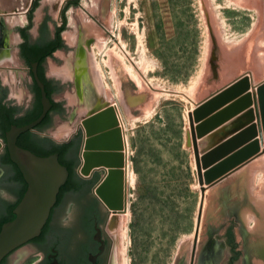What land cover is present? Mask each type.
Returning <instances> with one entry per match:
<instances>
[{
	"label": "rangeland",
	"instance_id": "374dc122",
	"mask_svg": "<svg viewBox=\"0 0 264 264\" xmlns=\"http://www.w3.org/2000/svg\"><path fill=\"white\" fill-rule=\"evenodd\" d=\"M36 1L33 36L43 23H63L68 0H0L9 31L0 80L20 103L31 76L15 29L31 23ZM29 3L24 23L8 19ZM65 15L66 30L71 17L82 24L101 79L78 92L83 100L74 86L56 97L75 117L57 119L50 134L63 139L81 123L87 142L106 113L108 160L95 139L80 171L108 167L98 193L110 207L116 264H190L203 187L197 255L230 223L242 264L264 254V194L257 192L264 190V160L251 167L264 148L256 122L260 111L264 129V0H80ZM75 45L73 55L58 51L49 59L48 75L54 68L56 77L73 80Z\"/></svg>",
	"mask_w": 264,
	"mask_h": 264
},
{
	"label": "flooded vegetation",
	"instance_id": "af4514ba",
	"mask_svg": "<svg viewBox=\"0 0 264 264\" xmlns=\"http://www.w3.org/2000/svg\"><path fill=\"white\" fill-rule=\"evenodd\" d=\"M79 1L68 0L65 3V7L62 10L63 23L61 25L56 23L51 28L47 24L45 30L41 25L37 29V35L35 36L30 33L32 24L27 29V46L31 51H37L38 54L53 51L45 62L33 61L29 65L26 63L21 47L25 39L22 33L19 32L20 29L26 27L18 29V35L22 40L19 44V56L28 66L31 76L30 94H26L22 103L12 96L11 88L0 80V231L5 223L16 218L15 209L28 189V183L20 169L11 160L6 146V134L13 125H17L16 121L19 118L34 115L33 113L38 110V107H42L41 93L35 90L38 85L32 72V63H38V77L44 83L45 88L47 87V95L53 105L39 126L18 138V145L20 146L21 142H27L34 149L43 150V153L50 152L55 147L60 146V151L54 152L59 155V160L77 158L78 164L79 158L84 161L82 158L83 152L86 150L83 147L85 136L81 126H75V129L63 139L52 136L50 131L56 126L57 119L75 117L70 112L68 107L71 106L66 103V99L58 100L56 97L74 86L79 99L83 100L79 93L84 92L85 94V90L89 86L84 84L83 88H86L81 91L77 85L78 77L74 79L73 76V80L64 81L55 75H48L47 72L49 59L56 60L55 55L58 51L69 53L72 51L73 55L77 50L75 44L64 41L65 37H63V34L67 31L65 11L69 7L77 6ZM0 32L3 35L5 31L1 28ZM2 35H0V49L6 47L7 35ZM85 41L93 43V38L89 37ZM70 45H73V47H70ZM70 48H73V50ZM95 139V136L89 135L86 147ZM101 148L105 150V153L107 151L108 160L109 151L106 149L110 148V141H107L106 146ZM78 164L70 173L67 182L60 188L48 221L39 236L9 253L0 264H116V244L110 228V207H107L98 193L102 177L100 170L102 169H94L89 175H85L82 169L80 171ZM108 177L109 173L107 174ZM69 202L74 204V218L65 226L62 223V218ZM219 238L211 237V240L198 255L197 242V250L194 259L192 252L190 264H242L241 260L244 254L236 239L233 223H230ZM246 250V255H248V248ZM250 261L251 264H264V254L259 253L258 257H251ZM243 264H247L246 260Z\"/></svg>",
	"mask_w": 264,
	"mask_h": 264
},
{
	"label": "water",
	"instance_id": "95a60500",
	"mask_svg": "<svg viewBox=\"0 0 264 264\" xmlns=\"http://www.w3.org/2000/svg\"><path fill=\"white\" fill-rule=\"evenodd\" d=\"M0 6H3V3H0ZM46 25V23L42 24V28H44V30ZM1 28L5 31L3 35H7V47L9 43V31L5 26V22L2 17L0 18V29ZM18 29L19 27H16L15 30L18 31ZM0 35H2V32H0ZM5 48L0 49V54L4 52ZM37 66V62L31 64L32 72L35 75V80L41 93L42 112L37 119L29 124L24 126L13 125L6 134V146L11 160L20 169L22 175L28 183V189L23 199L15 209L16 218L5 223L0 231V263L9 253L21 247L31 239L39 236L48 221L52 207L57 200L60 188L67 182L70 175L69 169L60 162L59 155L57 153L48 156H41L18 145V138L22 134L33 131L37 126H39L53 105L51 99L47 95L44 83L38 77ZM257 117L260 119L259 111H257ZM78 126L82 127V131L85 136V130L82 124L79 123ZM86 143L87 142L85 140L83 144L84 150ZM82 159L84 160V157ZM83 162L84 161L79 158L78 167H81L82 165L80 164H83ZM98 169H102L100 170L102 176L101 182L105 183L109 170L104 165ZM202 191L203 197L199 209L196 237L193 245V259L197 250L199 228L202 221L205 187L202 188ZM101 200L106 204L102 198ZM107 207L109 206L107 205ZM235 236L240 244L236 230Z\"/></svg>",
	"mask_w": 264,
	"mask_h": 264
},
{
	"label": "bare ground",
	"instance_id": "6f19581e",
	"mask_svg": "<svg viewBox=\"0 0 264 264\" xmlns=\"http://www.w3.org/2000/svg\"><path fill=\"white\" fill-rule=\"evenodd\" d=\"M4 2V1H2ZM12 4V3H11ZM89 4V3H88ZM30 3H29V6H26L22 9H18L19 12L16 13V14H12L11 16L8 15V19L11 20V21H15L16 23H24L26 21V15L24 13V10L25 9H28L30 7ZM56 8V7H55ZM59 9V8H58ZM9 14V13H8ZM88 20V19H87ZM86 19L84 21H87ZM83 21V22H84ZM89 23V21H87ZM16 25V24H15ZM69 29L67 31L64 32V37L65 39L69 40V42L71 43H74V44H77L78 47H79V52L77 54H75V57H74V61H75V68H76V74H74V79L76 77H78V80H77V85H78V89L79 90H84L85 88H83L84 84H87L89 86V88L91 87H94L95 85H98L100 84L99 80L101 79V71L99 69V66L95 60V57H94V54H92L89 50V48H87V46L84 44V41L82 39V34L83 33V27H82V24L81 23H77L76 19H74V17H71L70 19V23H69ZM72 28V30H71ZM81 30H80V29ZM88 29V28H87ZM91 29V28H90ZM93 30V29H91ZM20 37L19 35H16V38L15 40H19ZM79 43V44H78ZM100 43V42H99ZM91 45V44H90ZM97 45V44H96ZM93 47V46H92ZM103 48V47H102ZM116 54V53H115ZM106 61V60H105ZM111 65V64H110ZM113 65V64H112ZM111 65V66H112ZM113 67V66H112ZM113 69V68H112ZM58 70L56 69H52L51 70V74L55 75L57 73ZM114 71V70H113ZM59 75V74H58ZM113 76H116V75H113ZM118 77V76H117ZM116 77V78H117ZM67 79V78H66ZM73 79V78H72ZM263 83V82H262ZM80 91V92H81ZM257 91V90H256ZM82 93V92H81ZM80 93V94H81ZM255 94V93H254ZM82 95V94H81ZM256 95V94H255ZM258 95V94H257ZM259 96V95H258ZM258 98V97H257ZM123 100V99H122ZM260 103V102H259ZM125 104V103H124ZM258 104V103H257ZM260 106V105H259ZM256 110V109H255ZM259 110V109H258ZM260 112V111H259ZM262 113V112H261ZM100 121H99V124H98V134L95 136L94 133L92 132L91 130V126L88 128L91 130V133L96 137L97 139V142H100V145L101 147L102 146H106L107 144V141H110V145L111 143L113 142L112 141V136H113V133H112V130L110 128V125H109V122L107 119V115L106 113H103L102 111H100ZM128 114V113H127ZM257 115V114H256ZM260 116V114H259ZM257 117V116H256ZM262 116H260V119L257 117V123H258V136L260 137L261 139V142L262 143V146L264 147V129H263V125H262V119H261ZM261 125V126H260ZM260 126V127H259ZM93 129V128H92ZM119 129V128H118ZM70 131H68L69 133ZM117 134H119V130L116 131ZM61 135V134H60ZM107 139V140H106ZM92 143V142H91ZM111 148V146H110ZM109 151V149H106ZM260 152L259 154L255 155L253 157V159L251 161H254L253 163V166L252 169H255L259 164H261V161L264 160V148L260 149ZM251 158V157H249ZM249 160V159H248ZM256 160V162H255ZM250 161V162H251ZM247 162V161H246ZM249 162V161H248ZM245 164V163H244ZM252 165V162L250 163ZM249 164V165H250ZM243 166V165H242ZM241 166V167H242ZM259 170V169H258ZM234 171V170H233ZM236 171V169H235ZM234 173V172H232ZM229 174V173H228ZM228 176V175H227ZM262 179V178H261ZM263 181V180H262ZM260 183V182H259ZM264 184V183H263ZM258 186V185H257ZM263 186H259L257 188V192L258 193H262L264 194V190L260 191V189H263L262 188ZM256 189V188H255ZM259 194V195H260ZM258 196V195H257ZM264 196V195H262ZM262 198V197H261ZM259 199V198H258ZM263 199V198H262ZM252 218L251 219H255L253 218V215L251 216ZM250 219V217H249ZM257 222L255 223V226L254 228L257 226ZM201 227V225H200ZM251 227V226H250ZM200 229V228H199ZM199 239V237H198Z\"/></svg>",
	"mask_w": 264,
	"mask_h": 264
},
{
	"label": "trees",
	"instance_id": "16d2710c",
	"mask_svg": "<svg viewBox=\"0 0 264 264\" xmlns=\"http://www.w3.org/2000/svg\"><path fill=\"white\" fill-rule=\"evenodd\" d=\"M79 1V0H77ZM38 2L39 1H36L34 2V4L32 5V9L29 13V19H30V25H28L26 28H23V29H20L19 32L22 33L23 35V38L25 39L24 43L21 45L22 47V53H23V57L25 58V61L26 63L29 65L31 62L33 61H39V62H45L46 58L48 56H51L52 55V52H49V53H41V54H38L37 51H31L29 49V47L27 46V38H28V34H27V29L30 28L31 24H32V14L33 12L36 10V8L38 7ZM62 46V45H60ZM43 81L44 78H42ZM35 90L36 91H40L39 87H35ZM46 90H47V87H46ZM48 91V90H47ZM42 112V107H38V110L33 113L34 115H28V116H25V117H22V118H19L16 123H17V126H24L26 124H29L30 122L34 121L35 119H37L39 117V115L41 114ZM20 146L25 148V149H29V150H32L34 153L38 154V155H41V156H48V155H51L52 153L54 152H57V151H60L59 147H55L52 151L50 152H47V153H43V150H38V149H34L30 144H28L27 142H21L20 143ZM61 163L63 165H66L67 168L69 169L70 173H72L73 169L75 167H77V164H78V159H71V160H66V159H62L60 160Z\"/></svg>",
	"mask_w": 264,
	"mask_h": 264
},
{
	"label": "clouds",
	"instance_id": "9594fccd",
	"mask_svg": "<svg viewBox=\"0 0 264 264\" xmlns=\"http://www.w3.org/2000/svg\"><path fill=\"white\" fill-rule=\"evenodd\" d=\"M74 218V204L72 202H69L66 210H65V215L62 218V223L67 226L72 219Z\"/></svg>",
	"mask_w": 264,
	"mask_h": 264
}]
</instances>
